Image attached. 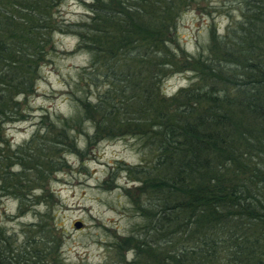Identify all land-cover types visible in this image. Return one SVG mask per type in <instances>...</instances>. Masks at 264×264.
I'll list each match as a JSON object with an SVG mask.
<instances>
[{
    "label": "trees",
    "instance_id": "16d2710c",
    "mask_svg": "<svg viewBox=\"0 0 264 264\" xmlns=\"http://www.w3.org/2000/svg\"><path fill=\"white\" fill-rule=\"evenodd\" d=\"M63 1L0 0V195L18 207L29 196L28 209L77 137L90 147L130 137L142 158L121 166L136 183L122 190L137 219L101 264H264V0L223 3V32L208 28L195 53L175 31L199 0H88L73 22L57 15ZM57 33L88 56L66 93L74 111L46 113L45 132L11 147L3 125L23 116ZM188 71L164 95L165 79ZM20 232L18 242L0 226V264H69L46 220Z\"/></svg>",
    "mask_w": 264,
    "mask_h": 264
},
{
    "label": "rangeland",
    "instance_id": "374dc122",
    "mask_svg": "<svg viewBox=\"0 0 264 264\" xmlns=\"http://www.w3.org/2000/svg\"><path fill=\"white\" fill-rule=\"evenodd\" d=\"M226 2L199 0L182 12L175 32L187 52L204 51L208 28L215 26L216 32H223ZM87 3L88 0H64L57 7V15L67 22L78 21L85 16ZM231 8V14L236 16L235 5ZM53 41L55 51L41 65L35 90L21 102L23 116L3 125L4 138L11 147L28 141L37 128L45 132L44 125L51 124L45 122L46 117L44 120L46 113L66 116L74 111L66 93L88 56L73 51L76 39L69 34L57 33ZM192 76L188 71L166 78L162 84L164 95L188 85ZM42 137L52 141L55 136ZM82 141L77 137L75 150L63 153L60 161L64 164L50 173L44 190L33 192L35 196L31 197H36V204L24 209V204L32 202L29 196L18 207L14 198L0 195V226L14 231L20 242L22 226L44 219L58 232L60 253L66 263L101 264L106 257V245L114 236L126 235L137 219L128 195L123 192L136 183L127 178L121 166L138 164L142 152L139 143L130 137L103 139L91 147ZM44 168L45 164L40 170ZM39 177V172L32 173L30 181H39ZM75 221L81 222L80 228L73 226Z\"/></svg>",
    "mask_w": 264,
    "mask_h": 264
},
{
    "label": "water",
    "instance_id": "95a60500",
    "mask_svg": "<svg viewBox=\"0 0 264 264\" xmlns=\"http://www.w3.org/2000/svg\"><path fill=\"white\" fill-rule=\"evenodd\" d=\"M73 226H74L75 228H80V226H81V222H80V221H75V222L73 223Z\"/></svg>",
    "mask_w": 264,
    "mask_h": 264
}]
</instances>
